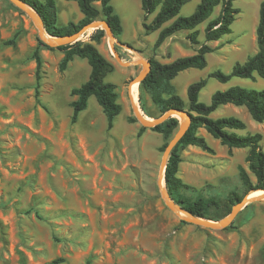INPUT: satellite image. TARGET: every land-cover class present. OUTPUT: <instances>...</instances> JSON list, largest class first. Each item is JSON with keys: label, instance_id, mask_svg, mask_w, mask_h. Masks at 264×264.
Returning a JSON list of instances; mask_svg holds the SVG:
<instances>
[{"label": "rangeland", "instance_id": "obj_1", "mask_svg": "<svg viewBox=\"0 0 264 264\" xmlns=\"http://www.w3.org/2000/svg\"><path fill=\"white\" fill-rule=\"evenodd\" d=\"M263 1L236 0L234 7L240 13L232 33L210 43L216 51L207 56V67L186 70L173 81L187 104L190 84L216 70L231 74L237 63L258 51ZM56 3L58 27L84 18L76 2ZM112 3L122 20L123 33L117 40L124 62L155 58L167 64L196 54L199 46L188 40L190 31L169 38L156 51L159 31L146 33L142 1ZM200 3L192 0L180 15H192ZM220 12L221 6L212 18ZM206 25L198 27L201 44ZM93 33L81 41L93 43L115 66L107 81L116 84L123 110L112 129L94 97L72 123L71 103L77 100L72 90L88 81L87 60L76 57L62 71L65 52L41 46L31 19L8 0H0V264H52L60 258L62 264H264V202L249 205L232 227L222 231L182 223L166 207L158 188L166 140L137 121L129 96V83L143 67L120 65L106 35L95 42ZM13 40L15 45L10 44ZM38 49L43 59L39 89ZM233 86L264 90V79L233 78L223 84L210 78L200 100L210 103L216 91ZM144 101L145 108L141 102L139 106L148 118L162 116L149 95ZM229 116L247 124L239 134L260 133L264 149V123L255 122L246 108L233 105L211 115ZM198 135L212 152L198 146L182 149L178 177L186 198L216 201L211 217L219 221L232 210V195L244 194L240 167L255 180L246 162L249 149L230 150L204 128Z\"/></svg>", "mask_w": 264, "mask_h": 264}, {"label": "trees", "instance_id": "obj_2", "mask_svg": "<svg viewBox=\"0 0 264 264\" xmlns=\"http://www.w3.org/2000/svg\"><path fill=\"white\" fill-rule=\"evenodd\" d=\"M33 7L42 17L47 32L55 37L67 36L80 31L87 24L105 19L113 30L116 37L123 33V25L120 16L115 12L113 0H66L74 1L78 4L84 18L78 23H70L66 27L57 25V3L56 0H23ZM144 11V28L149 35L159 31L154 49L159 50L162 45L171 37L183 31H190L188 40L195 46H199L196 54L176 59L175 61L163 64L155 58H150L152 70L147 78L140 84V102L145 108V95H149L152 103L158 107L161 115L171 109H185L192 115V126L174 149L166 169V186L174 199L185 210L196 217L214 219L211 217V207L217 205L214 199H207L199 196L195 200L186 198L183 190L185 185L178 177L180 165L182 163L181 150L189 146H198L212 152L206 141L199 137L198 130L204 128L222 145L232 149H249L246 162L249 171L255 180L251 178L248 171L240 167V178L244 187L242 196L233 194L230 203L233 207L252 192L264 190V149L262 146L263 136L260 133L239 134L245 131L247 124L236 116L212 118L211 115L220 108L233 105L244 107L251 118L257 123H264V90L248 89L242 86H233L227 90H218L212 97L210 103L200 100L201 92L207 87L209 79L213 78L226 84L233 78L255 79L256 76L264 79V1L261 3L259 13V24L257 27L258 51L250 56L244 63H237L231 74H226L221 70H216L208 78L201 79L189 85L187 90L188 104L178 94L173 81L182 72L189 69L203 70L208 65L207 56L216 51L210 43L221 41L225 36L232 33V25L240 13L234 7L236 0H201L195 12L189 16H182L183 7L192 0H141ZM100 5V6H99ZM221 6L220 14L212 18L215 9ZM22 12V11H21ZM154 20L147 24L149 16L156 13ZM207 23L205 28V43L199 40L200 31L198 27ZM105 36L103 30H96L92 35V40L100 42ZM41 46L49 50H55L43 44ZM15 45L16 40L10 42ZM65 52V58L61 63V70L65 71L69 64L76 57L87 60L91 67L88 81L80 87L72 90V95L77 100L71 103L73 108L72 123H76L80 115L88 109L89 101L96 98L102 107L107 118L108 128L114 127L116 119L121 115L123 107L119 102V92L116 84L107 81V77L115 71V66L110 62L93 43L79 41L72 45L57 48ZM37 63V88L39 89L43 59L38 49L35 52ZM188 106V108H187ZM132 122L136 119H131ZM179 120L170 118L168 121L152 129L161 133L166 140V146L178 129ZM142 130H145L144 128ZM231 212V211H230ZM230 214V213H229ZM228 214V215H229ZM182 223H185L182 221ZM232 227V226H231ZM64 259L60 258L52 264H62ZM90 264V263H87Z\"/></svg>", "mask_w": 264, "mask_h": 264}, {"label": "water", "instance_id": "obj_3", "mask_svg": "<svg viewBox=\"0 0 264 264\" xmlns=\"http://www.w3.org/2000/svg\"><path fill=\"white\" fill-rule=\"evenodd\" d=\"M15 7L20 9L23 13H25L34 25L37 28L39 40L52 49H57L62 46L72 45L79 41H81L82 37L88 33L89 31L103 30L105 32L106 37L108 38L109 45L111 47L112 53L116 61L125 67H130L134 65L141 64L143 69L141 73L132 79L129 83V89L131 91V87L133 84H141L147 76L150 74L152 70V64L149 60H139L136 62H124L118 52V46L120 42L117 40V37L113 33L112 28L109 23L105 19H98L83 27L80 31L61 37H55L50 35L45 27L44 20L39 15V13L31 7L28 3L23 0H8ZM132 109L137 121L147 129H154L155 127L162 125L170 118H177L179 120V128L175 133L173 138L169 141L166 149L164 151L160 170H159V178H158V188L160 191L161 199L163 200L166 207L173 212L181 221L191 224L197 227H202L210 230L222 231L229 228L240 215V213L246 209L249 205L254 203H263L264 202V190H258L252 192L251 194L245 196L242 201L237 203L231 210L230 214L225 218L219 221H213L201 217H196L187 210H185L182 206L177 204L172 196L170 195L167 186H166V169L168 166L169 159L177 147V145L181 142V140L185 137L187 132L192 126V115L188 110L185 109H171L156 119L148 118L142 111L141 106H136L134 104L133 99L131 100ZM140 102V101H139ZM258 193L256 196H252L253 194Z\"/></svg>", "mask_w": 264, "mask_h": 264}, {"label": "bare ground", "instance_id": "obj_4", "mask_svg": "<svg viewBox=\"0 0 264 264\" xmlns=\"http://www.w3.org/2000/svg\"><path fill=\"white\" fill-rule=\"evenodd\" d=\"M88 33H86L83 37H85ZM141 60H143V59H141ZM138 85L139 84H137V83H135V84L132 85L131 91L129 89V96H130V99L131 100L133 99L134 104L139 107V101H138L139 86ZM131 103H132V101H131ZM255 194L258 195V193H255ZM256 195H252V196H256Z\"/></svg>", "mask_w": 264, "mask_h": 264}]
</instances>
